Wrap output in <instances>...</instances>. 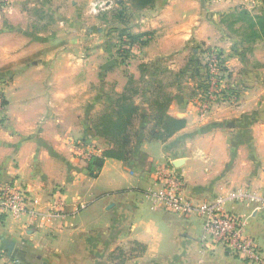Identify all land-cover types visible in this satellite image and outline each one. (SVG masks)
<instances>
[{
	"label": "crops",
	"instance_id": "crops-1",
	"mask_svg": "<svg viewBox=\"0 0 264 264\" xmlns=\"http://www.w3.org/2000/svg\"><path fill=\"white\" fill-rule=\"evenodd\" d=\"M263 4L0 0V184L24 187L33 209L52 215L0 216V264H246L205 243L196 212L183 216L153 199L157 170L169 163L183 178V200H223L264 250V209L255 208L264 195V44L249 43L228 16ZM210 49L225 56L222 84L233 102L201 118L182 72ZM160 58L179 73L166 114L184 125L151 136L138 82L132 152L103 157L113 145L99 135V119L127 94L129 78L139 79L140 65ZM77 145L95 154L78 156Z\"/></svg>",
	"mask_w": 264,
	"mask_h": 264
},
{
	"label": "built area",
	"instance_id": "built-area-1",
	"mask_svg": "<svg viewBox=\"0 0 264 264\" xmlns=\"http://www.w3.org/2000/svg\"><path fill=\"white\" fill-rule=\"evenodd\" d=\"M203 58L205 88L198 90L194 96L195 106L201 118L209 113L213 106L233 102L232 93L226 92L222 84L224 72L227 69L223 54L217 49H210L205 52ZM2 108L3 101L0 97V111ZM74 150L76 155L87 158L95 154L92 147L82 145H77ZM157 180L161 184V189L153 194V199L166 210L183 216H190L196 212L203 222L206 244L219 246L228 256L237 258L246 264H264V250L246 232L241 217L224 207L223 200L202 203L198 206L183 200V178L170 163L163 164L158 168ZM62 206V197L59 192H56L54 198L56 213L60 212ZM255 208L264 209V195L259 198ZM2 215H10L15 218L30 215L35 219L39 216L44 218L52 216L50 213L40 214L33 209L29 193L24 187L4 183L0 184V216ZM2 256L3 253L0 250V259Z\"/></svg>",
	"mask_w": 264,
	"mask_h": 264
},
{
	"label": "trees",
	"instance_id": "trees-1",
	"mask_svg": "<svg viewBox=\"0 0 264 264\" xmlns=\"http://www.w3.org/2000/svg\"><path fill=\"white\" fill-rule=\"evenodd\" d=\"M138 8L145 7L153 2V0H130ZM228 16L234 18L230 22V26L234 23L241 22L246 24L247 29L250 30L249 39L247 41L255 42L259 39L264 40V13L253 15L249 11L242 9L238 12L229 14ZM130 42H132L130 40ZM206 50H204L199 56H193L189 59V70L192 69V75L188 76L191 78H196L198 80V85L191 88V95L196 96L198 90L205 88V65L202 61ZM156 63L152 64H141L140 65V77L138 80L133 77L129 78L127 85V94L119 96L115 108H110L105 112L99 119L98 133L101 137L107 139L112 143L113 148H109L104 151L103 157H111L115 159H127L132 152L133 138L139 137V134H132V126L136 113L139 110V105L135 104L132 100L139 91V86L136 85L138 82L141 86L140 97L152 110L149 119L153 122V130L159 127V131L155 132L152 130L150 132L153 137H168L175 133L177 130L181 129L184 125V121L181 119L173 118L166 114V109L172 99L170 92H164L162 89L164 87L159 86L156 91V96L153 98H143L145 92H147V86L149 84L148 78L145 76L153 69ZM188 69L182 74L188 73ZM181 73V72H180ZM179 73H176L175 77ZM185 76V75H184ZM155 80L154 82H156ZM158 82V81H157ZM162 90V92H161ZM101 157H94L92 161L98 167L101 164ZM143 250V247L141 251Z\"/></svg>",
	"mask_w": 264,
	"mask_h": 264
},
{
	"label": "rangeland",
	"instance_id": "rangeland-1",
	"mask_svg": "<svg viewBox=\"0 0 264 264\" xmlns=\"http://www.w3.org/2000/svg\"><path fill=\"white\" fill-rule=\"evenodd\" d=\"M257 11L258 12H253L251 14H253V15L261 14V13L263 14L264 13V4H263L262 9H260V7H259V9ZM233 19L234 18H232V17L229 18L230 21H232ZM241 24L243 26L246 25L244 23H241ZM249 33H250V30L247 29V34L249 35ZM258 42L259 43L262 42L264 44V40H262V39H259ZM249 43H250V41H249ZM203 59H202V61H204ZM224 59H225V56H224ZM169 62H170V60L165 59V58H162V59L160 58L154 62V63H156V66L153 69H150V72H148V74H147V78H148L147 80H148L149 84L147 86V92H145L143 98H153L154 96H156V91H157V88L159 86L164 87V89H162L164 92H170L171 90L174 89V87H175L174 83L177 80V76L175 77L176 71L174 69L172 71L169 69V67H170ZM225 66H226V61H225ZM226 73H227V69L224 72V74H226ZM187 74H188V76H191L193 74L192 69L189 70ZM195 79L192 78L193 81H191L192 87L191 86L190 87L192 89H193V86H196L199 83L198 82L199 79H196V80ZM155 80H157L158 82L157 81L154 82ZM142 86H143V84H142ZM162 90H161V92H162ZM187 91L188 90H186V92ZM226 92H227V90H226Z\"/></svg>",
	"mask_w": 264,
	"mask_h": 264
}]
</instances>
